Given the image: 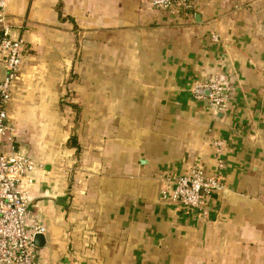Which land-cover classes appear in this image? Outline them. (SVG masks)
<instances>
[{
  "label": "crops",
  "instance_id": "0c3cea01",
  "mask_svg": "<svg viewBox=\"0 0 264 264\" xmlns=\"http://www.w3.org/2000/svg\"><path fill=\"white\" fill-rule=\"evenodd\" d=\"M185 1L8 0L26 47L0 151L42 164L38 264H264V0ZM194 167L220 186L206 218L160 197Z\"/></svg>",
  "mask_w": 264,
  "mask_h": 264
},
{
  "label": "built area",
  "instance_id": "2783aa9c",
  "mask_svg": "<svg viewBox=\"0 0 264 264\" xmlns=\"http://www.w3.org/2000/svg\"><path fill=\"white\" fill-rule=\"evenodd\" d=\"M185 0H146L147 6L170 12L178 6H187ZM8 0H0V53L4 60L5 73L0 79V145L7 131L13 140L14 129L7 122V110L11 101L12 86L20 74L25 41L21 36L12 35L8 22ZM218 41L216 35L212 36ZM264 76V70H263ZM198 87L209 90L208 100L213 109L222 108L228 99V89L219 77ZM217 147L221 142H214ZM42 164L15 150L0 151V264H38L37 249L34 243L36 234L45 235L44 225L29 224L31 198L29 187L33 184L32 173ZM220 189L216 177L207 175L200 167L191 168L178 174L173 184L160 190V197L170 204L181 205L199 212L206 218L208 212L205 201Z\"/></svg>",
  "mask_w": 264,
  "mask_h": 264
},
{
  "label": "water",
  "instance_id": "95a60500",
  "mask_svg": "<svg viewBox=\"0 0 264 264\" xmlns=\"http://www.w3.org/2000/svg\"><path fill=\"white\" fill-rule=\"evenodd\" d=\"M202 91V90H200ZM205 91V90H204ZM206 92L209 94V90L206 89ZM44 236L42 234H36L34 238V243L37 247L42 246L44 244Z\"/></svg>",
  "mask_w": 264,
  "mask_h": 264
},
{
  "label": "trees",
  "instance_id": "16d2710c",
  "mask_svg": "<svg viewBox=\"0 0 264 264\" xmlns=\"http://www.w3.org/2000/svg\"><path fill=\"white\" fill-rule=\"evenodd\" d=\"M157 10H162V9H157ZM177 11L178 13H182L184 12V9L181 8V6L177 7Z\"/></svg>",
  "mask_w": 264,
  "mask_h": 264
}]
</instances>
